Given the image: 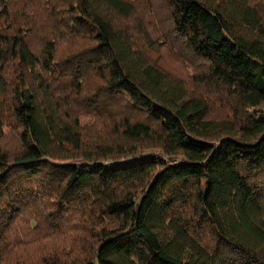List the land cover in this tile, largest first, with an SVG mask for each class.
<instances>
[{
	"label": "trees",
	"instance_id": "obj_1",
	"mask_svg": "<svg viewBox=\"0 0 264 264\" xmlns=\"http://www.w3.org/2000/svg\"><path fill=\"white\" fill-rule=\"evenodd\" d=\"M147 1L0 0V242L28 210L39 253L8 264H264V0L166 2L230 122L151 55Z\"/></svg>",
	"mask_w": 264,
	"mask_h": 264
},
{
	"label": "rangeland",
	"instance_id": "obj_2",
	"mask_svg": "<svg viewBox=\"0 0 264 264\" xmlns=\"http://www.w3.org/2000/svg\"><path fill=\"white\" fill-rule=\"evenodd\" d=\"M166 2L167 0H152L151 6L147 5L149 3L148 1L147 3L142 2L139 6V11L144 14H146L145 12L149 9H152L151 15L148 16L146 14V21L149 19L151 22L155 21L156 23L154 29L151 28L152 30H150L147 28V31L150 37L156 42V45L160 46V54L151 53V55L156 54L154 56L158 57L161 65L184 83L189 94L193 95L194 93H197L198 96L206 99L208 102V119L215 122L232 121V114L229 109L224 106L225 99L223 96L209 94V90L206 86L204 87L203 81L207 76V66L205 63L197 57H191L190 54L182 48L179 50L178 47L180 42L174 36H169V22ZM163 39L166 40V43L163 42ZM90 88H93V85ZM70 111L71 109H69V114ZM122 112H124L123 114H129L133 117L137 115L135 111L130 109L128 110L127 108L126 110L123 109ZM75 115L76 111H71V117ZM80 119L82 138H85L84 144H86V146L90 144V147H92L93 139H91V136L97 134V129L100 126L98 124L99 120L94 115H88L86 113L82 114ZM13 132L14 131L10 129L6 130V133L10 136H13ZM1 145L2 149L6 150H9V148L13 150L16 146L10 138L7 141V137L4 142H1ZM148 152L150 153H147L145 157H153L155 155V152L153 153V151ZM18 182L19 184L15 185H18L17 187H19L20 190H23V193H26V197L30 198L28 197L30 196L28 194L32 193L30 186H33V183L31 181L22 182V180H19ZM28 213L29 211L27 210L19 216L12 229L8 232L6 239L2 240V243L0 242L1 246H5L8 249L4 252L7 256L2 261V264H8L10 259L16 256L15 253H17L20 258V262L26 260L27 257L35 258V256L39 254L36 252V248L34 246L35 242L33 240L32 242L29 241V239H34L36 230L32 231L33 223L31 221L28 222ZM19 243H26L24 249H28V251L23 252L22 247L24 246L19 247Z\"/></svg>",
	"mask_w": 264,
	"mask_h": 264
},
{
	"label": "built area",
	"instance_id": "obj_3",
	"mask_svg": "<svg viewBox=\"0 0 264 264\" xmlns=\"http://www.w3.org/2000/svg\"><path fill=\"white\" fill-rule=\"evenodd\" d=\"M261 111H264V107H262Z\"/></svg>",
	"mask_w": 264,
	"mask_h": 264
}]
</instances>
